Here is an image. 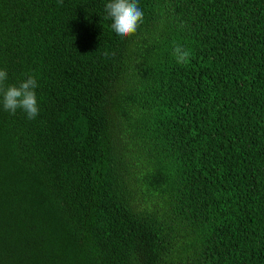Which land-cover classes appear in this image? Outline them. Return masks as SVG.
I'll use <instances>...</instances> for the list:
<instances>
[{"label": "trees", "instance_id": "obj_1", "mask_svg": "<svg viewBox=\"0 0 264 264\" xmlns=\"http://www.w3.org/2000/svg\"><path fill=\"white\" fill-rule=\"evenodd\" d=\"M107 2L0 0V264H264V0Z\"/></svg>", "mask_w": 264, "mask_h": 264}, {"label": "clouds", "instance_id": "obj_2", "mask_svg": "<svg viewBox=\"0 0 264 264\" xmlns=\"http://www.w3.org/2000/svg\"><path fill=\"white\" fill-rule=\"evenodd\" d=\"M61 4L63 0H57ZM105 20H110L112 31L121 39L135 36L144 22V12L138 6L137 0H108L105 4ZM173 56L178 64H186L191 55L182 45H175ZM8 74L0 69V105L9 114L17 110L26 114L29 120L39 114V106L35 89L38 87L34 76L29 75L19 84H7Z\"/></svg>", "mask_w": 264, "mask_h": 264}]
</instances>
